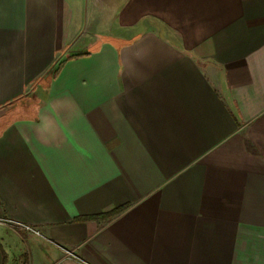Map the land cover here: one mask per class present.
<instances>
[{
  "label": "crops",
  "instance_id": "obj_1",
  "mask_svg": "<svg viewBox=\"0 0 264 264\" xmlns=\"http://www.w3.org/2000/svg\"><path fill=\"white\" fill-rule=\"evenodd\" d=\"M0 264H264V0H0Z\"/></svg>",
  "mask_w": 264,
  "mask_h": 264
},
{
  "label": "trees",
  "instance_id": "obj_2",
  "mask_svg": "<svg viewBox=\"0 0 264 264\" xmlns=\"http://www.w3.org/2000/svg\"><path fill=\"white\" fill-rule=\"evenodd\" d=\"M121 210H122V208L121 209H116V210H114V211H112L111 213H107V214H104V215H101V216H98V217H94L93 219H108V218H110V217H112V216H115V215H117L118 213H120L121 212Z\"/></svg>",
  "mask_w": 264,
  "mask_h": 264
},
{
  "label": "rangeland",
  "instance_id": "obj_3",
  "mask_svg": "<svg viewBox=\"0 0 264 264\" xmlns=\"http://www.w3.org/2000/svg\"><path fill=\"white\" fill-rule=\"evenodd\" d=\"M16 114H18V112L16 113ZM21 115H24V114H26V113H20Z\"/></svg>",
  "mask_w": 264,
  "mask_h": 264
},
{
  "label": "built area",
  "instance_id": "obj_4",
  "mask_svg": "<svg viewBox=\"0 0 264 264\" xmlns=\"http://www.w3.org/2000/svg\"><path fill=\"white\" fill-rule=\"evenodd\" d=\"M36 234H37V232H36ZM68 255H71V253H67Z\"/></svg>",
  "mask_w": 264,
  "mask_h": 264
}]
</instances>
